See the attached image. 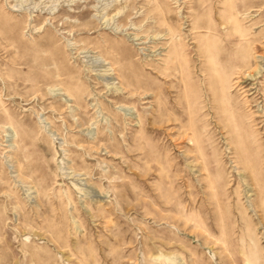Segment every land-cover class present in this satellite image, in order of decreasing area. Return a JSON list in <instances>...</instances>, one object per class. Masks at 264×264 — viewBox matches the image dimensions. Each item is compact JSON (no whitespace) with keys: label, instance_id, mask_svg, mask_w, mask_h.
Segmentation results:
<instances>
[{"label":"rangeland","instance_id":"rangeland-1","mask_svg":"<svg viewBox=\"0 0 264 264\" xmlns=\"http://www.w3.org/2000/svg\"><path fill=\"white\" fill-rule=\"evenodd\" d=\"M0 264H264V0H0Z\"/></svg>","mask_w":264,"mask_h":264}]
</instances>
